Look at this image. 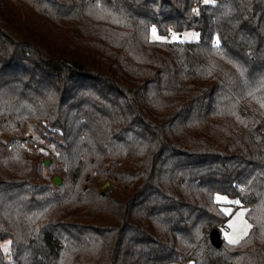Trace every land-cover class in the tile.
<instances>
[{"label":"trees","instance_id":"trees-1","mask_svg":"<svg viewBox=\"0 0 264 264\" xmlns=\"http://www.w3.org/2000/svg\"><path fill=\"white\" fill-rule=\"evenodd\" d=\"M262 104L264 0H0V264H264Z\"/></svg>","mask_w":264,"mask_h":264},{"label":"rangeland","instance_id":"rangeland-1","mask_svg":"<svg viewBox=\"0 0 264 264\" xmlns=\"http://www.w3.org/2000/svg\"><path fill=\"white\" fill-rule=\"evenodd\" d=\"M173 33L176 34L177 39H173L172 37ZM192 34H197V35H192ZM149 37L152 40H161V39H155L153 37L152 28L149 30ZM159 37H163L164 39H162L161 41L168 42V43H187V42L199 41V34L196 31H192V30H186L182 32L170 31L166 36H159ZM20 136H21L20 138L23 141H25V145L23 147L27 148L31 153H34V152L44 153V158H45L44 160H49V163H50L49 156L51 157L53 154V146L49 144L48 140H40V138L37 135L35 126H33L31 123H28V122L25 123L20 131ZM1 138H2V141L5 143L8 142L10 139V137L6 134H2ZM27 141H32L33 144H36V147H33V144L32 146L29 145ZM52 176L53 175H50V179L52 178ZM219 195L222 197H227L222 194H219ZM216 196L217 194L215 195L214 200L216 203L219 204L221 210L223 211L224 209H229V211L227 212L223 211V213L226 216L225 221L223 222V224L219 225L217 229L214 231L217 232V234L220 236V238L223 241L228 243V241L225 238L226 234L229 236H233V237L238 236L244 227L243 222H246L247 224H249L245 217V211L247 210V207L240 203L239 204L231 203V201H236V200H231L228 197L226 201L225 200L218 201L216 199ZM237 213H242L243 215L239 219H237ZM8 246H9L8 240L1 242V247L4 252L7 251Z\"/></svg>","mask_w":264,"mask_h":264},{"label":"snow or ice","instance_id":"snow-or-ice-1","mask_svg":"<svg viewBox=\"0 0 264 264\" xmlns=\"http://www.w3.org/2000/svg\"><path fill=\"white\" fill-rule=\"evenodd\" d=\"M204 3H209V2H213V0H203ZM198 10L197 9H193V12L196 13ZM152 34L153 37L155 39H164L163 37H159L156 35V29L155 27L152 28ZM187 35V34H186ZM192 35H197V34H192ZM173 39H177V36L175 33L172 34ZM218 43V42H217ZM262 107H264V104L261 105ZM216 199L219 200H227V197H222L219 194H217ZM231 203H235V204H239V201H231ZM223 211L227 212L229 211V209H224ZM243 214L242 213H237V219H239ZM244 223V227L241 230L240 234L238 236H229L226 234L225 238L228 241L229 244H236L238 243L241 239H243L244 237H246L248 235V230L252 227L251 225L247 224L246 222ZM231 226V225H230Z\"/></svg>","mask_w":264,"mask_h":264},{"label":"water","instance_id":"water-1","mask_svg":"<svg viewBox=\"0 0 264 264\" xmlns=\"http://www.w3.org/2000/svg\"><path fill=\"white\" fill-rule=\"evenodd\" d=\"M48 163H49V160H44V166H47ZM51 180H52V183H53L54 186L58 187V186L61 185V178H60L59 176L54 175V176H52ZM108 184H109L108 181L105 182L104 185L102 186V188H105ZM210 238H211L212 242H213L216 246H219V245H220V236L217 234L216 231L213 230V231L210 233Z\"/></svg>","mask_w":264,"mask_h":264},{"label":"built area","instance_id":"built-area-1","mask_svg":"<svg viewBox=\"0 0 264 264\" xmlns=\"http://www.w3.org/2000/svg\"><path fill=\"white\" fill-rule=\"evenodd\" d=\"M192 7L197 8L198 7V0H192ZM21 145H25L24 141L20 142ZM33 147H36V144H33Z\"/></svg>","mask_w":264,"mask_h":264}]
</instances>
